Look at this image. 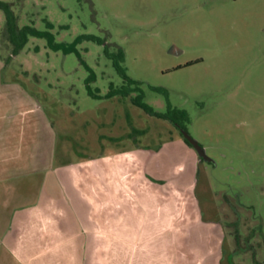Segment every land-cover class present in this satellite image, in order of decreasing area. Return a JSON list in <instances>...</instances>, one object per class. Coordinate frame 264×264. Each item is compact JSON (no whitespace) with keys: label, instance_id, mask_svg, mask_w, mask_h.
Listing matches in <instances>:
<instances>
[{"label":"rangeland","instance_id":"obj_1","mask_svg":"<svg viewBox=\"0 0 264 264\" xmlns=\"http://www.w3.org/2000/svg\"><path fill=\"white\" fill-rule=\"evenodd\" d=\"M0 1L18 28L74 43L64 52L28 35L14 53L0 9L6 73L37 91L71 155L154 147L180 136L168 119L132 102L136 91L105 97L110 84H124L113 65L120 48V65L140 82L142 101L160 113L185 110L188 133L214 161L186 144L196 153L195 206L220 225L221 264H264V0ZM216 242L209 244L215 250Z\"/></svg>","mask_w":264,"mask_h":264},{"label":"crops","instance_id":"obj_2","mask_svg":"<svg viewBox=\"0 0 264 264\" xmlns=\"http://www.w3.org/2000/svg\"><path fill=\"white\" fill-rule=\"evenodd\" d=\"M6 67L0 54V264H221L220 225L195 206L196 153L181 136L73 156Z\"/></svg>","mask_w":264,"mask_h":264},{"label":"trees","instance_id":"obj_3","mask_svg":"<svg viewBox=\"0 0 264 264\" xmlns=\"http://www.w3.org/2000/svg\"><path fill=\"white\" fill-rule=\"evenodd\" d=\"M0 9L3 10L5 15V27H4L3 36L4 37L6 36L9 42L12 44L14 53L22 49V47L27 41L28 35H34L45 38L47 40V44L53 50L62 49L64 52H70L74 50V43H64V42L57 43L54 41L53 36L47 31H39L29 26L18 28L16 25V18L13 12L11 11L10 5L8 3L0 1ZM86 37L96 40V37L94 36H86ZM77 40L78 39H76V41ZM110 56L113 57L112 55ZM123 56H124L123 51L122 49L119 48L117 53L115 54V57H113V65L115 66L118 73L122 76L124 84L120 87H115V88L110 84L109 90L105 94V97H112L114 95L126 97L132 91H136L137 95L134 98H132V102L134 104H136L137 106H139L140 108H142L143 110H145L146 112L152 115H155L159 118L168 119L178 130L182 128L185 131H187V128L185 127L183 122L187 121L189 117L185 110L174 108L173 110L170 109L166 113H160L154 111L150 106H148L146 103L142 101L143 95H142V89L140 87V82L137 80H133L132 78L127 76V74L124 71V68L120 65V63L123 62ZM152 89L162 93L163 95H165V97H167V92L165 89L159 87H152ZM179 133L183 141L187 145L192 147L191 144L183 137L180 130Z\"/></svg>","mask_w":264,"mask_h":264},{"label":"water","instance_id":"obj_4","mask_svg":"<svg viewBox=\"0 0 264 264\" xmlns=\"http://www.w3.org/2000/svg\"><path fill=\"white\" fill-rule=\"evenodd\" d=\"M179 130L182 133L183 137L191 144L192 148L195 150L199 157H201L204 161H212V159L207 156L203 146L196 139H194L184 129L181 128Z\"/></svg>","mask_w":264,"mask_h":264},{"label":"flooded vegetation","instance_id":"obj_5","mask_svg":"<svg viewBox=\"0 0 264 264\" xmlns=\"http://www.w3.org/2000/svg\"><path fill=\"white\" fill-rule=\"evenodd\" d=\"M202 161H204L201 157H199ZM206 162H209V163H211V162H214L213 160L212 161H206Z\"/></svg>","mask_w":264,"mask_h":264}]
</instances>
